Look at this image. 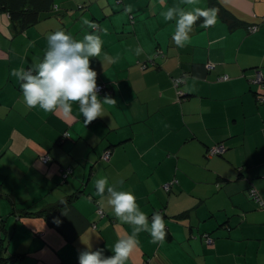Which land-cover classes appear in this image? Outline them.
Here are the masks:
<instances>
[{"label": "crops", "instance_id": "crops-1", "mask_svg": "<svg viewBox=\"0 0 264 264\" xmlns=\"http://www.w3.org/2000/svg\"><path fill=\"white\" fill-rule=\"evenodd\" d=\"M173 6L218 18L178 47ZM20 19L0 11V243L16 256L5 264H72L87 245L112 256L134 226L96 195L101 177L135 196L149 228L164 220L165 239L139 232L125 264H264V0H48ZM56 30L102 41L90 67L116 104L101 101L87 125L78 103L69 118L26 107L11 75L41 62Z\"/></svg>", "mask_w": 264, "mask_h": 264}, {"label": "clouds", "instance_id": "clouds-1", "mask_svg": "<svg viewBox=\"0 0 264 264\" xmlns=\"http://www.w3.org/2000/svg\"><path fill=\"white\" fill-rule=\"evenodd\" d=\"M194 4L196 0H184ZM167 21H176L173 42L183 47L188 40L193 25L201 17L204 26H213L218 18V9H199L194 11L178 10V6L169 7L163 14ZM102 41L94 34L85 35L83 40H76L63 30H56L47 36V51L41 62L27 70L13 69L11 75L20 81L23 102L28 108L39 107L44 112L60 113L64 118L71 117L73 103H78L79 111L87 125L102 117L103 105H115L116 101L105 95L99 97L97 73L90 67V58L101 54ZM139 54V49L137 50ZM110 63L115 60L106 56ZM96 195L107 194L108 204L114 215L125 223L134 226L133 234L118 239L112 248V256L105 257L101 249H86L80 252L79 264H125L134 248L138 246L136 236L141 231L150 232L153 242L163 241L166 237L165 224L159 213H154L151 226L147 216L139 210L135 196L130 192L117 191L109 185L107 177L95 182Z\"/></svg>", "mask_w": 264, "mask_h": 264}, {"label": "trees", "instance_id": "trees-1", "mask_svg": "<svg viewBox=\"0 0 264 264\" xmlns=\"http://www.w3.org/2000/svg\"><path fill=\"white\" fill-rule=\"evenodd\" d=\"M48 0H0V11L4 10L7 13H9L12 20H14V17H17L18 19L21 18L19 22L20 26L24 25L26 23L25 17L27 16L28 10H35V9H42L45 7ZM28 69V68H27ZM104 85V89L101 93L107 92V87ZM50 161V160H49ZM16 256L12 255L9 257L5 256V246L0 243V264H5L6 262L15 260ZM58 264H67V263H58ZM72 264H79V259L72 263Z\"/></svg>", "mask_w": 264, "mask_h": 264}, {"label": "built area", "instance_id": "built-area-1", "mask_svg": "<svg viewBox=\"0 0 264 264\" xmlns=\"http://www.w3.org/2000/svg\"><path fill=\"white\" fill-rule=\"evenodd\" d=\"M94 28V27H93ZM251 30H255L256 29V27L255 26H251V27H249ZM27 70V69H26ZM256 79H258V80H260L261 79V75H258V77L256 78ZM98 86V88L100 89V91L99 92H102V90L104 89V85L103 84H98L97 85ZM224 150H225V147L222 145V144H218V145H214L212 148H210V149H208V155H219V154H222L223 152H224ZM109 156H110V149H105L103 152H102V159L103 160H108V158H109ZM50 160V158L48 157V156H42L41 157V161L43 162V163H47L48 161ZM70 169L68 168V169H62L61 170V172H62V174L65 176L66 174H68V173H70ZM169 186H170V184L169 183H166V184H164L163 185V187H164V189H169ZM249 193H250V196L257 202V203H259V204H262V202H261V199H260V197L258 196V194H257V192H256V190L255 189H250V191H249ZM101 212V211H100ZM208 241H210L209 239H208ZM144 264H150L149 262H146V263H144Z\"/></svg>", "mask_w": 264, "mask_h": 264}]
</instances>
